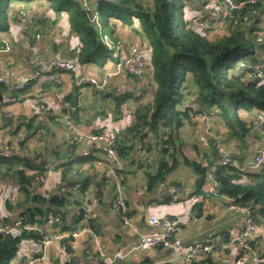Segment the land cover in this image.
I'll return each mask as SVG.
<instances>
[{
  "label": "trees",
  "instance_id": "1",
  "mask_svg": "<svg viewBox=\"0 0 264 264\" xmlns=\"http://www.w3.org/2000/svg\"><path fill=\"white\" fill-rule=\"evenodd\" d=\"M36 1H47L58 15L63 12L69 14L71 28L82 43L78 60L84 63L104 65L111 57L115 60L103 36L118 38L114 34L120 26L132 27L135 33L144 36L142 45L148 54L146 72L149 70L151 73L147 88V91L151 88L150 99L144 100L147 91L142 89L140 95L124 93L113 97L118 110L130 99L138 102L126 134L153 138L163 145L154 171H150V165L141 163L140 159L138 161L142 168L145 167L149 189L169 183L166 180L183 164L196 175L193 195L201 196L202 200L196 202L193 209L200 214L206 198L212 196L206 188L208 173L221 157L219 148H224L227 152L236 153L244 167H236L232 163L218 167L220 188L217 197L230 198L247 206L264 223V166L259 170L249 169L242 156L247 150L254 156L255 150L264 146L255 147L257 141L252 146L248 143L249 137L255 134L257 140L258 137L264 138L254 124L256 112L264 111V80L250 78L239 67L242 61H247L258 62L264 68V0L256 6L261 7L258 14L239 24L229 20L219 30H222L221 35L217 34L218 31L204 32L192 23L189 16L191 8L198 12L208 6L194 0H0V32L7 31L15 22L17 8ZM234 1L240 3L245 0ZM87 3H90V10L85 7ZM15 4L19 5L14 8ZM218 6L220 3L208 11L216 10ZM96 14L98 22L92 20ZM30 15L33 18L32 13ZM27 90L28 87L24 93ZM5 91L6 85L0 83V94ZM192 103L198 104L200 110H194ZM205 117L211 119L214 136L207 141L206 148L202 147L203 140L194 141L192 147L196 156L190 157L185 150L188 143L184 134L188 131L193 133L190 126H198L200 118ZM35 122L36 118H32L26 124L31 128ZM232 140L239 152L227 147ZM148 149L150 151L151 148ZM133 150V147L120 144L118 154L123 164L133 157ZM95 161L93 154L83 156L76 153L65 163L55 166L61 172L67 188L65 192L59 189L48 195L37 193L34 189L37 177L45 175L47 170L19 157L0 155V178L15 180L18 190L23 193L19 204L25 221L42 226L56 216L62 219L61 231H73L83 225L84 208L91 195L101 197L103 187L110 182L108 176L103 175L100 180L91 176L90 169L94 168ZM86 165L88 169L84 168ZM121 171L123 169L117 170L118 174ZM76 183L79 188L74 190ZM173 183L182 187L177 180ZM71 206L74 210L79 208L81 214L71 213ZM128 215H131L129 211ZM88 224L96 230L101 229L97 218L90 219ZM42 240L41 235L27 230L0 233V264H24L25 256L20 257L22 244L41 243ZM106 264L156 263L144 254L139 258ZM192 264L221 263L203 258Z\"/></svg>",
  "mask_w": 264,
  "mask_h": 264
},
{
  "label": "crops",
  "instance_id": "2",
  "mask_svg": "<svg viewBox=\"0 0 264 264\" xmlns=\"http://www.w3.org/2000/svg\"><path fill=\"white\" fill-rule=\"evenodd\" d=\"M18 5L19 4H15L14 8ZM25 7L29 14L32 13L35 20L34 21L32 18V21H34L32 23L34 24L31 29L42 33V38L39 43L41 56L44 58L56 56L67 60L72 59L76 62L77 67L75 72L56 71L52 74L44 75L39 80L32 81L26 93H24V90L20 94L21 99L18 102L2 107L3 110L1 109L2 111H0V113L12 111L16 112L18 117L10 119L8 123L4 125H0V145L1 142L8 141L13 144L15 148L33 150L45 163L62 158L67 155L69 147V133L62 119L63 114L68 112L75 122L87 133L96 132L102 128L118 132L123 136L131 137L130 134H126V129L132 123L133 119L131 121H124L122 116L125 111L129 109L134 114L138 102L130 99L122 105L121 110H118L113 97L118 94L107 95L102 93L100 97L98 91L91 85L86 84L79 86L77 83V78L79 77L92 76L101 79L107 72H116L117 63L120 58L113 57L115 60H111L104 65L81 62L78 60V52L82 43L80 37L71 28L69 14L67 12L58 15L47 1L32 2L28 6L25 5ZM190 13H192L189 15L191 16L190 18H193L197 14V9L192 10L191 8ZM220 33H222V30L217 32L218 35ZM114 35L118 37L117 39H121L123 43V55L129 45L137 43L140 46L141 53L147 59L148 54L145 52L144 45H142L145 43L143 35L135 33L132 27L127 26L118 27ZM0 38L8 39L14 44L11 51H0V63L3 66V69H0V74H8L14 79L18 74L31 72L30 65L26 61L28 50L19 40V34L16 30L14 21L7 31L0 32ZM127 77L128 74L125 71H120L111 78L109 84L114 90H117L121 84L126 82ZM149 77H151V73L147 70L144 77L134 78L137 81L136 85L140 91L141 89L147 91L150 82ZM87 86H89V88H86ZM40 87L48 88L47 92L43 93ZM90 89L91 91H89ZM7 92L8 87L6 86V91L3 93ZM150 94L151 88L145 93L144 100L148 101L150 99ZM63 102H68L69 107H66ZM42 103L49 108L48 114L41 110L40 106ZM97 103L99 107H95ZM24 104H28L33 108L34 114L32 116H27L23 113L21 106ZM103 109L105 110L104 113H102ZM32 118H36V122L32 124L31 128H28L26 122L30 121ZM1 120H3L2 116H0V122ZM19 124H21L20 127ZM110 124L117 126L120 130L116 131L113 127L109 129ZM195 126L197 128L195 132L191 133L187 128L188 132L184 134L185 140L188 143L185 150L190 157L196 156V150L192 147L194 141L203 140L201 141L203 142L202 147L206 148L207 141L210 137L214 136V130H211L212 124L210 118H200L199 125ZM203 126H206L205 128L207 131L204 136L199 135L201 132L200 128ZM255 136L256 134L249 137L248 143L251 144L250 146H252L254 141H257L255 147L257 145H264V138L258 137L257 140ZM227 147L231 150H238L237 144L233 140ZM83 150V148H79L77 151L80 153ZM133 151V157L129 159V161H124L123 171L119 174L116 172V177L110 173L111 165L104 154L100 152L92 153L96 161L92 166L94 168L90 169L91 176L97 180H100L103 175L110 176V184L107 183L103 187L102 196L98 197L92 194L90 202L91 209L97 214V223L101 228L99 230L101 233L98 242L104 250L108 252L129 250L138 241L141 233L150 231L153 228L148 223V218L151 215L168 216L174 220H178L180 229L176 237H179L185 243L212 239L223 233L232 236L242 227L241 215L233 210L226 209V204L222 197L212 195L206 198L204 209L200 214L197 210L193 209L194 203L191 207L188 204L179 205L188 196H193L196 177L189 190L187 189L188 186L186 182H182V179L177 180L173 177H169L166 180L167 182L177 180L182 183L180 198L173 202L160 198L159 191L165 186L163 185L164 183L154 189L148 188L145 167L142 168L138 163L141 152L136 151L135 148ZM147 156L149 158V168L154 171L157 168L160 156L153 148L147 151ZM242 156L244 157V163H249L253 159V153H250L249 150ZM84 168L88 169L89 166L86 165ZM185 168L190 169L187 166H185ZM5 179L12 183L18 191L15 180L11 178ZM68 179H70V176ZM117 182H119L122 188L128 211L131 213V223L133 228L137 229L136 232L132 227L124 226L119 215L112 207V198L116 192ZM63 186H65V184L62 180L60 170L53 167L46 171L45 181L38 182L34 189L37 193L48 195L57 192L59 189L61 190ZM95 198L98 199L96 203L93 202ZM22 199L23 196L18 197L16 205L7 202L8 208L0 211L1 224H12L23 215V209L19 204ZM201 200L202 198L200 197L199 201ZM69 211L72 213L74 207L72 208L71 206ZM92 238L93 236L91 233H82L75 238L69 239L66 242V251L62 249L61 242L54 241L46 248L45 261L37 262L36 264H70L68 263L69 259L75 256L80 258V264H88V262L84 260V247L86 242L93 243ZM31 243V245L22 250L24 252L20 254V257H22V255L26 256L27 254L30 255L39 252L43 248L41 243ZM252 247L257 253H260L264 257V238L254 242ZM89 251H93L91 245ZM144 254L152 257L156 264H185L183 262V254L181 250L177 248L165 249L159 247L150 251L137 253L129 258H139ZM247 258L250 259L248 264H253L251 251H244L240 248L239 244H236L228 251H219L215 261H219L221 264H247L245 263Z\"/></svg>",
  "mask_w": 264,
  "mask_h": 264
},
{
  "label": "built area",
  "instance_id": "3",
  "mask_svg": "<svg viewBox=\"0 0 264 264\" xmlns=\"http://www.w3.org/2000/svg\"><path fill=\"white\" fill-rule=\"evenodd\" d=\"M207 3L204 9H199L197 14L192 18V23L203 30L204 32L216 33L219 31L229 20H232L234 24H239L241 21H248L252 15L258 14L261 7H256L260 1L263 0H245L240 3H236L234 0H194ZM220 6L217 9L208 11L215 5ZM206 4V5H207ZM88 10H90V3L86 4ZM15 26L19 34V40L27 48L28 53L26 55V61L30 65L31 72L18 74L14 79L8 74H0V83L5 84L8 87V92L1 94L2 100L0 101V111L2 107L18 102L21 97L20 94L31 84L34 80H39L44 75L52 74L56 71L75 72L76 62L72 59H62L56 56L50 58H44L40 53V40L42 33L40 31H31L32 18L29 12L24 7H19L14 13ZM92 20L98 22L97 14L93 16ZM103 41L106 46L113 52L114 58H120L117 63L116 72H107L99 79L92 76L77 78L78 85L89 84L98 92H104L110 95L116 94H137L140 95L141 91L137 87L135 77H144L146 74L147 60L143 56L140 50L139 44H131L126 49L125 54H122L123 43L121 39L111 38L109 35L103 36ZM14 44L8 39L0 38V51L9 52L12 50ZM241 70L246 71L250 78L264 80V68L263 65L258 62L242 61L239 64ZM0 69H3L0 63ZM125 71L128 74L126 82L121 84L117 90H114L110 86L111 78L118 72ZM40 90L45 93L48 88L40 87ZM64 103V102H63ZM66 107H69V103H64ZM194 110H200L198 104H190ZM41 110L49 113V108L42 103ZM2 109V110H1ZM3 117L0 125L8 123L10 119L18 117L16 112L4 111L0 113ZM63 123L69 133L68 139V153L62 158H58L55 161L49 163L43 162L41 157L33 150L15 148L13 144L8 141L1 142L0 155L3 157H19L29 160L34 166L43 168L45 170L52 169L53 167L65 163L68 158L74 154L79 153L77 150L83 148L84 150L79 154L83 156L90 155L94 152L103 153L105 158L110 163V173L116 177L117 170L123 169V162L119 158L118 150L120 144L125 143L129 147L135 148L136 151L141 152L140 160L145 165H149V158L147 156L148 147L153 148L159 155L163 150L161 142L154 140L153 138H141L139 136H123L118 132L109 131L107 129H100L96 132H85L73 119L71 114H63ZM256 130L264 135V111H257L255 118ZM191 131H196V126H190ZM221 157L215 161L211 171L207 176L206 188L213 196L219 194V181L217 178L218 167L223 163H232L236 167H244L240 161V157L236 153L227 152L224 148H219ZM249 169H261L264 166V146L255 150L253 159L249 163H244ZM153 171V170H150ZM110 177V176H109ZM38 182L45 181V175H39L37 177ZM79 188V184L76 183L73 189ZM66 186L61 188V191L65 192ZM181 188L173 183H167L160 191L159 197L166 201H176L180 198ZM95 198L93 202H97ZM224 203L228 210H233L241 215L242 227L239 231L229 236L223 233L212 239L198 240L193 243H185L179 237H176L180 225L178 220H174L168 216H156L151 215L148 218V223L153 227L150 231H146L140 234L138 241L127 251L117 250L114 252H108L99 244L98 239L100 231L88 226L90 219H96L97 214L91 209L90 203H87L83 212L84 224L78 230L73 231H61L62 219L60 217H51L42 226L37 224H31L25 221L22 215L19 219L12 224H1L0 233H17L21 230H27L35 232L43 237V248L39 252L26 255L27 258L24 264H36L42 262L46 257V248L52 242H61L62 249L66 251L65 240L75 238L82 233H91L93 238L92 242L97 247L96 251H89L91 243L86 242L84 247V260L91 264H106L114 263L117 261L127 260L130 256L137 254L138 252H146L159 247L162 248H177L180 249L183 254V262L185 264H192L196 260L203 258H216L219 251H228L236 244L240 245V248L244 251H251L253 264H264V257L257 253L252 244L261 238H264V223L259 221L252 213L251 209L247 206H242L235 203L232 199L224 197ZM112 207L114 211L119 215L124 226H130L133 228L131 218L128 215V207L126 199L122 193V188L117 182L116 192L112 198ZM75 215H80L81 210L75 209ZM136 232L137 229L133 228ZM79 257H71L68 261L70 264H80ZM164 264V263H160Z\"/></svg>",
  "mask_w": 264,
  "mask_h": 264
},
{
  "label": "rangeland",
  "instance_id": "4",
  "mask_svg": "<svg viewBox=\"0 0 264 264\" xmlns=\"http://www.w3.org/2000/svg\"><path fill=\"white\" fill-rule=\"evenodd\" d=\"M108 28V27H107ZM112 60V57L108 59V62H110ZM113 61V60H112ZM86 88H89V86H87ZM91 91V89L89 90ZM99 96L101 97L102 93L98 92ZM23 109V113L27 116H32L34 114L33 108H31L28 104H24L21 106ZM95 107H99V104H95ZM105 110H102V113H104ZM107 113V112H106ZM106 117V116H105ZM123 120L124 121H131L133 119V112L129 109L127 111H125V113L123 114ZM109 129H112V127L114 128V130L119 131L120 129L117 126H113V125H109ZM204 127V128H203ZM201 129V132L199 133V135L204 136L206 131V126H203ZM199 131V130H198ZM262 135V134H261ZM264 136V135H262ZM230 146V145H229ZM232 151V150H231ZM52 172V171H50ZM195 173L188 168H185V165L181 164L178 168V170L174 171L171 174V177H173L174 179L177 180H181L182 182H186L187 186H188V190L191 187V184L193 183L194 179L196 176H194ZM23 193L20 192L19 190H16V187L10 183L7 179L5 178H0V211L2 210H6L8 208V204L7 202H11V204L16 205L17 204V198L18 197H22ZM201 197V196H200ZM200 197L193 195V196H188L184 201H182L179 205H190V207L193 205V203L195 204L196 201L200 200ZM226 207V206H225ZM227 209V207H226ZM149 210V209H148ZM31 242H25L22 244L21 246V253L24 252L22 250H24L25 248H27L29 245H31ZM249 258H247L245 263H249Z\"/></svg>",
  "mask_w": 264,
  "mask_h": 264
},
{
  "label": "bare ground",
  "instance_id": "5",
  "mask_svg": "<svg viewBox=\"0 0 264 264\" xmlns=\"http://www.w3.org/2000/svg\"><path fill=\"white\" fill-rule=\"evenodd\" d=\"M91 202V199H89L88 200V203H90ZM88 226H89V224H88ZM90 227V226H89ZM100 237V236H99ZM68 240H65L64 242L66 243ZM42 243V242H41ZM91 243V242H90ZM91 246H92V248H93V251L95 250H97V247L93 244V243H91ZM45 260H43L42 262H44ZM115 263V262H114Z\"/></svg>",
  "mask_w": 264,
  "mask_h": 264
},
{
  "label": "water",
  "instance_id": "6",
  "mask_svg": "<svg viewBox=\"0 0 264 264\" xmlns=\"http://www.w3.org/2000/svg\"><path fill=\"white\" fill-rule=\"evenodd\" d=\"M2 100V96L0 95V101Z\"/></svg>",
  "mask_w": 264,
  "mask_h": 264
}]
</instances>
